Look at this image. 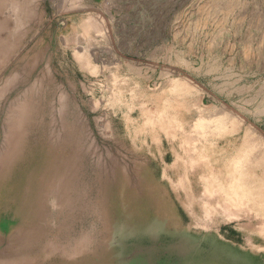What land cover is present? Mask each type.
I'll return each instance as SVG.
<instances>
[{
  "label": "rangeland",
  "instance_id": "obj_1",
  "mask_svg": "<svg viewBox=\"0 0 264 264\" xmlns=\"http://www.w3.org/2000/svg\"><path fill=\"white\" fill-rule=\"evenodd\" d=\"M130 1L0 0V264H264V0Z\"/></svg>",
  "mask_w": 264,
  "mask_h": 264
},
{
  "label": "crops",
  "instance_id": "obj_2",
  "mask_svg": "<svg viewBox=\"0 0 264 264\" xmlns=\"http://www.w3.org/2000/svg\"><path fill=\"white\" fill-rule=\"evenodd\" d=\"M88 2L89 7L84 9V18L87 21L90 20L99 23L98 21L101 19L112 18L119 0H88ZM99 24H97V26H99ZM97 29H101V25L97 27ZM94 30L96 31L95 26Z\"/></svg>",
  "mask_w": 264,
  "mask_h": 264
},
{
  "label": "bare ground",
  "instance_id": "obj_3",
  "mask_svg": "<svg viewBox=\"0 0 264 264\" xmlns=\"http://www.w3.org/2000/svg\"><path fill=\"white\" fill-rule=\"evenodd\" d=\"M222 117V116H221ZM224 120V119H223ZM197 122V121H196ZM206 123V122H205ZM212 125V124H211ZM220 125V124H219ZM220 127V126H219ZM219 127H218V129H219ZM217 131V130H216ZM243 157V156H242ZM241 158V157H240ZM239 160V159H238ZM237 161V160H236ZM235 161V162H236ZM235 164V163H234ZM240 164H241V162H240ZM239 163H238V165H240ZM235 167H236V165H235ZM244 167V166H243ZM256 167V166H255ZM233 168H234V166H233ZM237 168V167H236ZM249 168H252L251 166L249 167ZM241 170V169H240ZM250 170V169H249ZM245 171V170H244ZM252 171V170H251ZM236 172V171H235ZM254 172V171H253ZM252 172V173H253ZM247 173V172H246ZM232 175V174H231ZM247 175V174H246ZM243 176L245 177V172H242V170L241 171H239V172H237V174H235L233 177H231V179H234V181H235V184L233 185L234 186V188H235V190L237 191L238 190V188H242V182H240L239 180H242V178H243ZM246 181H247V184H248V182H250V183H258V182H260L261 181V178H260V176L258 175L257 177H255V174H251V175H248V177L245 179ZM250 185V184H249ZM216 186V185H215ZM248 187V186H247ZM253 187H254V185H253ZM245 190V189H244ZM262 191V190H261ZM256 192V191H255ZM263 192V191H262ZM236 193V192H235ZM234 193V194H235ZM252 193V192H251ZM221 194V193H220ZM230 194V193H229ZM255 195V194H254ZM226 196V195H225ZM231 197V196H230ZM231 199H233L232 197H231ZM248 199V198H247ZM250 199V198H249ZM255 201V200H254ZM258 203V202H257Z\"/></svg>",
  "mask_w": 264,
  "mask_h": 264
}]
</instances>
